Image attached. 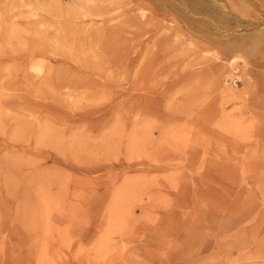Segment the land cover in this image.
Returning a JSON list of instances; mask_svg holds the SVG:
<instances>
[{"label": "rangeland", "instance_id": "1", "mask_svg": "<svg viewBox=\"0 0 264 264\" xmlns=\"http://www.w3.org/2000/svg\"><path fill=\"white\" fill-rule=\"evenodd\" d=\"M263 263L264 0H0V264Z\"/></svg>", "mask_w": 264, "mask_h": 264}, {"label": "crops", "instance_id": "2", "mask_svg": "<svg viewBox=\"0 0 264 264\" xmlns=\"http://www.w3.org/2000/svg\"><path fill=\"white\" fill-rule=\"evenodd\" d=\"M234 7H235V8H238V6H237V5H235ZM14 257H15V256H14Z\"/></svg>", "mask_w": 264, "mask_h": 264}, {"label": "bare ground", "instance_id": "3", "mask_svg": "<svg viewBox=\"0 0 264 264\" xmlns=\"http://www.w3.org/2000/svg\"><path fill=\"white\" fill-rule=\"evenodd\" d=\"M259 262V261H258ZM264 264V263H263Z\"/></svg>", "mask_w": 264, "mask_h": 264}]
</instances>
